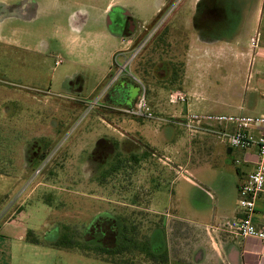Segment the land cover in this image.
Masks as SVG:
<instances>
[{
    "label": "rangeland",
    "instance_id": "rangeland-1",
    "mask_svg": "<svg viewBox=\"0 0 264 264\" xmlns=\"http://www.w3.org/2000/svg\"><path fill=\"white\" fill-rule=\"evenodd\" d=\"M1 1L13 6L17 0H0V3ZM37 1L39 0H32L35 4ZM147 1L150 8L159 5L166 19L138 59L127 66L125 74L147 88L150 104L156 106L157 101L173 87L197 91L201 94L199 97L205 98L198 106V113H232L235 109L228 106L232 93H235L232 100L237 108L255 90L258 97L262 98L264 87L254 89L257 83V55L252 53L254 63L245 64L239 71L238 79L237 70L230 74L238 81L235 90L223 89L221 84L214 88L206 87L209 80L222 81L225 67L220 56L197 59L189 57L192 36L189 18L192 5H188L185 15L181 9L190 0ZM109 2L130 3L129 0ZM181 17H186V25L180 21ZM10 29L14 30L10 32ZM54 29L55 23L49 17L31 22L13 21L6 26L5 33L7 37L10 36L13 46H3L0 43V264H111L99 256L77 249L78 245L81 247L91 240V224L97 218L108 216L128 227L135 226L139 245L149 239L156 229L164 231L170 253L169 264H176L177 259L184 260V264H217V260L211 255L200 253L202 248L198 245L204 241L206 225L213 216L214 190H218L224 181H228V185L231 179L236 182L240 178L236 171L239 165L238 152L230 157L225 144L201 136L199 141L194 138L196 141L172 150L173 154L180 152L176 158L171 153L163 152V141L151 139L147 140L149 143H146V147L149 150L146 151L153 168L148 163H140V159L134 160L131 156L133 153L118 154L110 158L115 149L105 148V145L88 162L98 140L91 121L99 107L95 109L90 103L96 99L102 86L101 79L108 68L104 67L99 71L97 68L75 66L64 47L47 34L43 35L45 31ZM30 32L35 34L30 38L31 41H27ZM19 40L22 44L17 47L16 42ZM46 45H50L49 51ZM123 45L131 49L133 42L125 41ZM214 49L219 52L223 48L218 46ZM120 54L119 57L122 56ZM128 55L122 57V60L118 59V65H123ZM59 59L62 63L56 67V60ZM114 68L115 61L112 70ZM142 69L144 73H141ZM75 74L81 76H78L80 84L66 85L65 76L72 77ZM131 88L132 86L129 92L135 91ZM35 119L40 123L33 130L34 123L30 122ZM100 125L105 126L102 123ZM85 129L87 131L82 133ZM31 132L33 136L39 137L37 144L30 141L33 137L30 136ZM81 133L84 135L82 145L86 152L80 154V160L86 161V166L78 170L65 169L68 166L62 158ZM51 134L53 135L46 139ZM188 138L184 128L175 129L176 142L187 140L188 143ZM26 143L28 146L35 145L31 148L38 153V157L32 160L28 171L10 169V164L6 162L11 159L22 161V158L27 157L24 153ZM131 148L134 154L140 149L136 145ZM152 152L155 156H152ZM100 153L105 156L101 159L102 164L98 162ZM109 153L111 154L108 156ZM44 154L45 157L40 158ZM167 154L174 159V167L183 169L181 173L169 169V166H162L159 162V158H164ZM141 155L139 153L136 157ZM115 157H120V161L115 162ZM69 172L84 177V186L79 183L67 185L65 179L59 178ZM152 174L156 176L153 178ZM40 182L45 184L39 186ZM7 222H18L20 227L12 231L10 226H4ZM23 228L27 233L32 231V238L37 239L39 244L19 239ZM68 232L76 240L77 248L66 250L54 246L59 236ZM107 238L110 240L111 236L108 235ZM160 244L162 243L156 242L154 246L160 247ZM124 259H133L135 264H158L152 256L137 252H125Z\"/></svg>",
    "mask_w": 264,
    "mask_h": 264
},
{
    "label": "crops",
    "instance_id": "crops-1",
    "mask_svg": "<svg viewBox=\"0 0 264 264\" xmlns=\"http://www.w3.org/2000/svg\"><path fill=\"white\" fill-rule=\"evenodd\" d=\"M96 1V0H95ZM99 4L94 5L95 8L88 10L87 8H83L79 13V19L71 17L68 20V23L61 18L59 21L56 20L55 29L53 30L54 33H66V37L62 38V42L68 57L72 59L73 64L75 66H81L84 68H97L99 71L104 67L108 68V71L104 73L101 79V88L98 94L101 92L102 87L106 83V77L110 74V66L111 61L112 65L114 64L115 57L120 53H123L118 59L122 60V57L129 54L130 48L127 46L124 47L123 39L122 38H111L105 28H104V18L107 13L111 9V7L116 2H109V0H98ZM188 1V0H187ZM200 0H190L186 2L185 6L181 11L183 14H186L188 10V5L191 4L192 6V13L189 18L190 20V27L192 30V36L190 38L191 42V50H190V58H211L214 56H220L223 59V66L225 67L223 71L222 81H208L206 82V87H215L217 84H221L223 89H227L229 91L235 90V86L238 84V81L234 79L230 74H233L235 70H237L239 78V71L245 64H253L254 56L252 57V53L258 56V60L255 63L256 66V88L264 87V0H240V15L236 20V26L233 29H236L235 32L232 34L237 36H233L228 40H224L221 42H204L201 40L199 35L196 33L194 26H193V17L196 11L197 4ZM25 2H29L26 0ZM5 4V11L7 10V16L10 12L9 10V2H4ZM29 6V3L27 4ZM35 8V7H34ZM33 8V11H34ZM53 12L56 10H62L63 7L59 3H54L50 5ZM23 12L28 13V15H33L34 13L29 11L27 12V7L24 5L21 9ZM32 10V9H31ZM153 10V9H152ZM151 10V11H152ZM15 13V11H14ZM18 13V12H17ZM33 13V14H32ZM154 13V12H153ZM37 13H35L36 15ZM92 20L96 21L92 23ZM58 21V22H57ZM180 21H183V25H186V17H181ZM78 22H81L79 25ZM73 26V28H72ZM83 26L82 31H80V27ZM77 29V31H74ZM259 31L260 32V41L258 48L253 50L251 47V38L254 34ZM1 34V30H0ZM19 43L22 42L19 40ZM136 43V41H135ZM222 46L221 51H217L214 48ZM256 52V53H255ZM252 57V61L251 58ZM118 60V61H119ZM145 71L142 69L141 73ZM64 75H62V79L64 80ZM65 78L71 80L72 77L66 75ZM133 77L128 74H123L120 78L113 90L108 94L104 102L98 103L95 107H99L95 110V117L92 119L91 124L94 128V132L96 133V137L98 140L101 139H108L117 145L115 152L110 155V158L114 155L124 154V155H133L137 156V154H142L138 159H140V163L143 165L149 164L150 167L152 166L148 161V154L146 150V143L152 139L161 140L165 143V148L163 149L164 153H171L176 147H179L183 144H190V142L199 141V137L207 136L213 138L217 142L219 141L215 136L204 134L198 132L194 135H188L189 142L187 140L184 142L177 141L175 139V129L178 127H182L180 121L182 117H184L187 111H194L196 112L199 109V105L205 99L204 97H199L201 94L197 91H186L191 96V100L187 106L185 105H176L171 104L168 100V94L170 90L166 92V96L163 95L160 100L157 101V105L151 107L154 110L158 120L155 121H143V122H135L132 121L131 118L127 117L123 113V109L132 107L136 101L137 97L133 100H130L129 94L132 93L130 90V86H136L138 93L139 88L137 86L136 81L132 80ZM210 79V78H207ZM181 81V79H179ZM177 82V81H176ZM179 83V82H177ZM166 83H163L165 85ZM171 84V83H170ZM180 84V83H179ZM211 84V85H210ZM181 85V84H180ZM175 86V85H174ZM182 86V85H181ZM184 87V85L182 86ZM104 88V87H103ZM163 88V87H162ZM185 88V87H184ZM178 89L177 87H173L171 89L175 90ZM186 89V88H185ZM264 91V90H263ZM235 93H232L229 97L228 106L235 109L230 114L227 115H244V116H264V92H262V98H259L256 94V90L254 93L249 94L244 98V104L240 105L238 108L235 107L233 102V96ZM229 94H226V96ZM233 99V100H232ZM154 101V99H153ZM150 103V101H149ZM236 103V102H235ZM69 105H77V104H69ZM78 106V105H77ZM170 107H173L172 109ZM53 108V107H52ZM63 109V108H62ZM65 110V108H64ZM110 122H106V121ZM30 123H34V128L38 126L40 123L37 119L31 121ZM98 123V124H96ZM104 124L105 126H101L100 124ZM1 127V123H0ZM87 131L86 129L84 130ZM185 131V129H184ZM187 132V131H186ZM80 134L78 138L71 144L69 151H67L66 155L62 160H65L66 166L65 169L69 170H78L80 168H85L86 161L83 162L80 160V154L86 152V149L82 145V139L84 137L83 134ZM54 134V133H53ZM53 134L48 135L46 137L49 138ZM249 134L253 136L255 139H259L260 136L264 134V132L260 128H252L249 130ZM32 135V132L30 134ZM39 137L34 135L32 137L31 142H35L37 144ZM196 138V139H194ZM45 139V140H46ZM96 140V142L98 141ZM149 140V141H147ZM160 141V142H161ZM95 142V143H96ZM159 142V143H160ZM222 143L221 141H219ZM168 143V145H167ZM178 143V146L176 145ZM225 144V143H222ZM136 145L140 147L137 154H134L131 147ZM155 145V144H154ZM228 148V155L230 157H234L236 151L238 152L239 156V165L236 167V171L239 175V179L230 180L229 184L227 185L228 181H224V183L218 188V190H214V211L213 216L209 224L206 225L205 234H204V241L201 242L199 247L202 249L200 253L211 255L212 258L217 260V264H264V242H260L254 238H242L239 236H235L227 231L219 229V226L222 225L227 220H234L239 219L244 216V211L239 206V188L246 179L247 175L256 170L257 165L260 161L259 157V149L257 145H253L248 149H240V148H232L225 144ZM35 146V145H34ZM26 143L24 144V153H26L27 157L22 158V161L9 160L10 162H6L10 164V169L15 168V170H23L28 171L31 167L30 163L32 160L36 159L38 153L34 152L31 147H34ZM153 146V145H152ZM164 146V144H163ZM26 147V148H25ZM155 147V146H153ZM122 149V150H121ZM173 150V151H172ZM21 152V151H20ZM89 153V152H87ZM136 153V152H135ZM35 154V155H34ZM147 154V155H146ZM180 152L176 151L173 155L178 158ZM152 156H155V153L152 152ZM115 162L120 161V157L114 158ZM21 160V158H20ZM62 161V164H63ZM67 161V162H66ZM112 161V162H114ZM174 159L171 158L167 154L164 158L160 157L159 162L162 163V166H169V169L177 170V173H181L183 170L181 167L177 169L173 166L172 163ZM238 162V161H237ZM70 164H73L71 166ZM172 166V168H171ZM148 167V168H150ZM18 168V169H16ZM147 168V170H148ZM153 168V166H152ZM0 169H1V136H0ZM1 171V170H0ZM1 173V172H0ZM150 174V172H149ZM19 176V175H18ZM156 175L152 174L154 178ZM158 176V175H157ZM149 177V176H148ZM61 180L66 181V184H82L84 186V182L82 181L84 177H81L78 173H71L69 172L67 175L66 173L61 177ZM22 180H24L22 178ZM45 183H39L38 185H44ZM235 185V186H234ZM36 188V187H35ZM34 188V189H35ZM21 212V211H20ZM152 212V211H151ZM252 221L254 225L258 229L264 230V193L260 194L255 200V212L252 217ZM1 222V217H0ZM13 222V221H12ZM4 226H10L12 231L18 226L20 227L19 223H12L9 224L8 222L4 224ZM214 226V230L211 232L209 231L208 227ZM24 230V228H23ZM27 230L23 231V234H20L19 239L26 240ZM0 236H1V223H0ZM195 247V248H198ZM204 247L206 249H204ZM198 256V255H197Z\"/></svg>",
    "mask_w": 264,
    "mask_h": 264
},
{
    "label": "built area",
    "instance_id": "built-area-1",
    "mask_svg": "<svg viewBox=\"0 0 264 264\" xmlns=\"http://www.w3.org/2000/svg\"><path fill=\"white\" fill-rule=\"evenodd\" d=\"M165 19L163 15L156 24L145 26V35L139 42L135 43L130 39L124 40V42H133L132 48L129 50V55L125 58L127 60L123 65H118L119 55L115 57V68L112 70L108 83L100 96L105 94L126 73L128 65H131L138 59L144 48L157 35ZM259 41L260 32L257 31L251 38V47L253 50L258 48ZM136 82L140 89L138 99L132 107L123 109V113L137 120H158L159 117H157L149 103L147 88L140 81L136 80ZM98 98L93 103H90L93 108L99 103ZM168 100L171 104L187 106L191 100V96L181 89H175L168 94ZM180 124L191 136L198 132L213 135L219 141L232 148L245 150L253 145L258 146L260 161L257 168L247 175L239 188V206L244 211V216L239 219L225 221L219 226V229L235 236L254 238L260 242H264V230L258 229L252 221L255 212V200L260 194L264 193V134L259 139H255L249 134V130L252 128H260L264 132V116L198 113L189 110L182 117ZM214 228V226L208 227L211 232Z\"/></svg>",
    "mask_w": 264,
    "mask_h": 264
},
{
    "label": "trees",
    "instance_id": "trees-1",
    "mask_svg": "<svg viewBox=\"0 0 264 264\" xmlns=\"http://www.w3.org/2000/svg\"><path fill=\"white\" fill-rule=\"evenodd\" d=\"M240 10V0H200L193 17L194 29L204 42L210 43L228 40L238 34L236 33L232 36L236 30L233 28L237 24L234 22L238 19ZM175 76L177 77V74H175ZM104 145L106 146L105 148L112 147L116 149L117 147V145L108 139L98 140L94 147V152H92L88 158L89 162L95 158V152ZM42 157L44 158L45 154L40 158ZM133 159L138 161V157L136 156H133ZM91 226L93 230L92 238L81 247L78 245L79 248H77V242L75 239L71 238L69 232L60 235L54 246L66 250L77 248L86 253L93 254L97 257L99 256L103 261L111 264H135L133 259H124L125 252L143 253L152 256V258L157 260L158 264H169L170 253L167 249L165 233L160 229H156L149 239L141 242L142 244L139 245V235L135 226L131 225L132 227H128L111 216L97 218ZM101 227H103L102 229L104 231H102V233L100 231ZM32 234V231L27 233V242L39 244L37 239L32 238ZM108 235L111 236L110 240L107 238ZM109 241L110 244H108ZM156 242L162 243L160 247L154 246ZM175 263L184 264L185 262L184 260L177 259Z\"/></svg>",
    "mask_w": 264,
    "mask_h": 264
},
{
    "label": "flooded vegetation",
    "instance_id": "flooded-vegetation-1",
    "mask_svg": "<svg viewBox=\"0 0 264 264\" xmlns=\"http://www.w3.org/2000/svg\"><path fill=\"white\" fill-rule=\"evenodd\" d=\"M25 1L26 0H17L13 6H10L9 7L10 12L8 13V16H7L8 11L7 10L5 11L6 6L3 3V1H1V3H0V30H1L0 43H1V45L13 46L12 41L9 40L10 36L7 37V35L5 34L7 32L6 26L13 21H14V23H16V22H29V21L31 22L32 20H35V19H39V18L46 19L47 17H49V19L54 23H56V20L59 21L61 18H63L64 21H66L68 23V20L71 19V17H73V16H74V18L79 19L78 13L83 8L84 9L87 8L88 10H91V9L95 8L94 5L96 6V4H99V3H97V2H99L98 0H96V1L95 0H58V2L61 1V2H59V4L62 5L63 9L62 10H56V12H53L52 8H50V5L54 4V3H52L49 0H44L43 3H41L42 0H39L36 2V4L34 2H32V0H28L29 2H25ZM129 2L130 3H124V4L115 3L111 7V9L109 11H107L105 18H104V22H103L104 28H105L107 34L111 38L118 37V38H122L124 40L131 39L134 42L135 41L139 42L145 35L144 27L150 25L154 21L160 20L165 13H162V10L158 7L159 5L150 8V6H148L147 0H138V1L129 0ZM28 3H29V6H27ZM24 5L27 7V10H28L27 12L31 11L34 13L36 11L35 13H37V14L35 15V13L34 14L32 13L33 15L30 16V15H28V13L23 12V10H21V9L23 8ZM32 7H35L34 11H33ZM14 11H15V13H14ZM95 22L96 21L92 20V23H95ZM78 24L80 25L81 22H78ZM72 28H73V26H72ZM82 29H83V26H81L79 30L82 31ZM13 30L14 29H10V32H12ZM74 31H77V29H74ZM32 33L31 32L29 33V37H27V41H31L30 38H32L35 34V33H33V34ZM37 33L40 34V32H37ZM44 34H47L48 36H50L52 40L55 39L56 42H58L62 47H64L61 39L66 37V33H58L57 32V34H56L50 30V31H45L43 33V35ZM35 37H37V35ZM16 45L18 47L20 45V43L16 42ZM16 45H15V47H16ZM27 46L28 45H26V47ZM49 48H50V45L49 46L46 45L47 51H49ZM61 63H62L61 59L56 60V63H55L56 67L60 66ZM109 66H110V70H112V61H111V65H109ZM73 76H72L70 81H68L69 79L66 78L67 79V81H65L66 85H67V83L69 85L70 84L73 85L75 83L80 84V79L78 77L80 75L75 74ZM109 78H110V74L107 75V77H106L107 81L103 87L106 86ZM117 82L114 83L105 92V94H103L102 96H100L101 92L97 95L96 98H98L100 96V98H98L99 103L104 102V100L106 99L108 94H111L110 92L113 90V88L115 87ZM137 86L139 88L138 84H137ZM103 87H102L101 91H103V89H104ZM132 88H134L135 91H133L132 93L129 94L130 100H132V99L134 100L136 97L138 99L140 90L138 93L136 86L135 87L132 86ZM132 88H131V90H132ZM37 100H39V99H37ZM110 154L111 153H109L108 156ZM104 157L105 156L103 155V153H100V157L98 159V162H100L102 164L103 161H101V159H104ZM100 167H101V165H100ZM102 228L103 227L100 228L101 233L103 231Z\"/></svg>",
    "mask_w": 264,
    "mask_h": 264
}]
</instances>
